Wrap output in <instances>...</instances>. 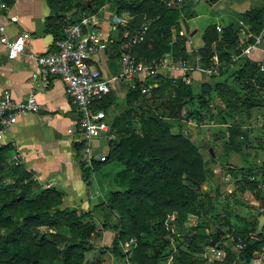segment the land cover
<instances>
[{
    "label": "trees",
    "instance_id": "16d2710c",
    "mask_svg": "<svg viewBox=\"0 0 264 264\" xmlns=\"http://www.w3.org/2000/svg\"><path fill=\"white\" fill-rule=\"evenodd\" d=\"M261 1L260 5L239 14V19L252 33H257L261 27L264 0ZM59 2L60 9H73L76 13V17L71 18L72 20L64 19L62 24L79 20L81 15H90L106 3L109 4L111 12L128 13L130 19L125 27L121 28L116 36L111 37L114 39L109 48L111 51L109 56L112 59L117 58L121 51H125L119 48L120 45L142 24H146L142 41L132 44L128 49L137 60H158L165 54L172 60H190L196 52L200 55L202 65L208 66L211 64V56L215 55L219 67L218 77L221 78L212 85L207 84L206 87L210 90L211 98L216 97L223 103L218 105L220 114L217 119L231 122L228 128L229 141H233L237 136H245L243 133L252 107H264V73L258 71L255 63L249 59L238 58L233 61L230 59V55L237 51L235 48L237 21L221 26L219 31L215 30L214 24H207L202 30L201 45L197 51L187 52L185 36L178 34L182 18L190 16L186 10L187 6L182 2L171 0L170 5H166V0H59ZM172 30L174 37L171 35ZM123 33H126V36ZM234 82L243 84L246 89L236 86ZM134 83L138 89L126 91L124 102L127 104H131L140 95V86H152L155 83L156 86L150 87L149 91L166 88L173 94L167 105L170 117H177L180 105L187 106L185 117L197 114L201 108L198 101L201 92L191 83L185 84L179 79L171 82L166 73ZM107 95L109 93L104 96ZM97 101L93 103V108L101 109L96 106ZM204 115L208 118L210 114L205 112ZM141 117L139 133L132 131L129 107L124 108L109 123L108 133L112 131L119 135L110 148L111 154L114 160L122 161V165L127 166L112 175L116 190L110 191L106 199L100 201L98 204L100 206H94L91 210L98 212L100 226L112 234L110 246L112 253L118 241L130 236L139 239L138 234L142 231L146 233V239L154 243L151 228L162 227L163 216L158 207L178 208L183 219L187 213L193 214L200 206L195 194L181 182V177L184 176L191 185H198L203 178L202 162L196 147L185 136L179 133L171 134L168 131V124L160 118L144 114ZM108 141L111 142V139ZM75 145L79 149L80 143ZM3 147L0 146V172L4 170ZM132 165L136 166V175L130 169ZM7 171L14 183L0 187V227L4 228L0 233V264H80L83 250L81 240L65 238L59 229H54L55 231L48 235V239L45 234L36 239L33 227L42 222L53 223L55 227L64 224L72 231L88 235V231L93 227L92 217L81 216L85 214L75 215L66 209H59L57 206L61 202L60 190L48 187L35 191L34 189L38 187L37 182L19 164L8 167ZM9 188L13 191H8ZM149 204L152 213L150 215H154L152 225L148 221L149 216H144L140 221L138 214L141 205ZM52 208L54 212L50 214ZM12 209L18 211L21 216H13L10 213ZM7 213L12 216H6ZM114 214L118 216H113ZM83 218L87 219V223H80ZM223 221L227 224L226 219ZM237 225L235 232L230 227L228 232L235 233V236L245 235L249 239L253 226L243 223ZM216 229L206 239V243L213 240L214 247H218L219 234ZM145 243L141 242L137 246L141 248ZM194 251L200 253L202 250L201 247L195 246ZM243 251L249 254L256 249L249 244L245 245ZM132 252L130 250V253ZM227 255L228 250L225 256ZM56 257H59L58 262H55ZM133 258L134 255L131 260ZM196 261L199 262L196 264H204V259Z\"/></svg>",
    "mask_w": 264,
    "mask_h": 264
},
{
    "label": "rangeland",
    "instance_id": "374dc122",
    "mask_svg": "<svg viewBox=\"0 0 264 264\" xmlns=\"http://www.w3.org/2000/svg\"><path fill=\"white\" fill-rule=\"evenodd\" d=\"M166 1V5L171 4V0ZM185 3L190 9L188 12L194 15L189 25L195 27L197 33L193 36V42L189 41L188 28L179 30L178 34L185 36L187 40L185 46L191 43L193 48L191 51L193 52L197 51L201 45L199 32L205 25L211 22L219 23L220 26L227 22L236 23L235 20L238 18L236 13L250 7H256L262 1L217 0L213 4H209L205 0H187ZM104 5L103 9L110 12L109 4ZM96 12L97 10L94 13L96 14ZM112 14L116 18L119 15L114 11ZM96 17L99 19L98 14ZM113 22L112 19L108 21L110 25L112 23L110 30L113 29ZM107 27L109 28V26ZM112 31L111 34H116L121 30ZM171 32L172 37H174V30ZM196 75L197 79H190L188 83L193 84V87L201 92V97L198 100L201 108L197 114L189 117H185L187 110L185 104L178 108L177 117L169 116L170 109L167 105L173 94L166 88L154 92L148 90L143 93L139 91L140 95L131 104L125 103L121 96L116 95L118 101H115L114 96L110 94L102 96L96 102V106L98 105L107 113L110 112V107L114 106L113 117L124 108L129 107L131 127L135 133L140 132V119L143 114L144 116L154 115L168 124V131L171 134L179 133L181 136H185L196 147L202 162L203 178L200 184L191 185L184 176L181 177V182L195 194V198L200 202V206L194 210L195 212L193 214L187 213L182 219L183 216L179 215L178 208L158 207L163 218L160 229L151 228V234L155 239L154 243L149 242L146 239V233L142 231L138 234L139 239L130 236L118 241L115 245V251L112 253L110 251L112 234L100 226L98 212L91 210L100 204V201L105 200L110 191L116 190L117 187L112 181V175L120 168L127 166V164L122 165V161L114 160L115 158L111 154L110 148L119 136L111 131L102 136L101 145L97 143L95 154H91L89 161L84 160L82 153L80 154L79 165L81 163V176L83 178L81 181L84 187L90 186L89 189H85V196L92 198V203L87 207L73 204L64 205L60 192L61 202L57 206L59 209H66L75 215L85 214L81 216H91L94 220L88 235L72 231L64 224L55 227L53 223L42 222L33 227L34 238L38 239L40 235L45 234L48 239V235L52 234L54 229H59L65 238L70 239L72 237V239L81 240L83 250L80 264H196L199 263L196 259L203 261L204 252L210 246L206 243V239L217 228L219 237L216 248L224 254L220 264H264V117H262L264 107H252L249 110V120L243 133L245 136H237L233 141H229L228 128L231 122L228 120L222 122L217 119L220 114L218 105L223 103L216 97L211 98L210 90L206 87L207 84L212 85L221 77L215 78L216 76L210 77L194 72L193 76ZM133 80L135 78L130 80L128 89H138L135 85L131 87ZM126 83V80L119 83L122 85V91L127 89ZM234 83L236 86L246 89L243 84ZM205 112L211 116L209 115L208 118L203 116ZM108 139H111V142ZM208 148H211L213 155L209 153ZM130 169L135 175L137 174L135 165H132ZM7 170L8 167L0 172V187L14 183ZM43 188H48V186L40 181L34 190ZM8 191L12 192L13 189L9 188ZM261 201L263 205H261ZM149 206L150 204L148 206L141 205L138 208V214L140 221L144 216H149L148 221L152 225L154 215H150L152 213ZM53 212L54 208L50 209V214ZM10 213L13 216H21L15 209L10 210ZM113 216L118 215L114 214ZM224 219L227 220V224L223 223ZM80 223H87V219L83 218ZM239 223L253 226L249 239L245 235L235 236V233L228 232V227L235 232ZM3 231L4 228L0 227V233ZM237 240L242 242V248L234 250L233 247H235ZM141 242L146 243L140 248L137 245H140ZM249 244H252L256 251L253 253L250 251L249 254H246L243 250L245 245ZM195 246L201 247L202 251L196 253L194 251ZM130 250L133 252L130 253ZM227 250L228 255L225 256ZM133 255L134 258L131 260ZM58 260L59 257H56L55 262Z\"/></svg>",
    "mask_w": 264,
    "mask_h": 264
},
{
    "label": "crops",
    "instance_id": "0c3cea01",
    "mask_svg": "<svg viewBox=\"0 0 264 264\" xmlns=\"http://www.w3.org/2000/svg\"><path fill=\"white\" fill-rule=\"evenodd\" d=\"M4 1L6 7L0 10V24L5 27L6 34L12 37L22 31L27 32L29 37L25 45L36 53L52 50L53 41L61 36V22L64 19L69 18L72 20L76 17L73 9H60L59 0ZM185 1L187 0H173V2H182V4L186 5ZM205 1L213 4L217 0L212 2ZM104 6L97 9L96 14L99 15L98 22L110 37L116 36L115 33L111 34L113 33L112 30L124 28L130 16L127 12L121 11L118 13V21H112L113 29L109 30L112 23L110 25L108 21L113 14L111 11L106 12L103 9ZM247 9L236 13L238 16L235 20L238 25L236 31L237 40L244 35L254 34L239 19V14ZM186 10L190 11L188 7ZM12 16L15 17V20L11 19ZM193 18L194 15L192 13L190 17L184 16L180 22V31L188 28L187 33L188 37H190V42L197 33V29L189 25V22ZM239 20L241 24L238 23ZM263 21L264 15L261 20V27ZM211 23L219 28L224 26H220L216 22ZM107 26H109V29ZM202 30L199 32L200 42ZM185 48L187 52H192L191 43L185 46ZM110 52H99L90 60L91 66L96 68L103 77H109L119 72L118 57L112 59L109 56ZM32 69L33 65L27 62L22 55H18L13 59L6 58L3 45L0 43V93L3 90H7L13 100L20 101L29 92H32L39 104V109L36 113H25L18 116L11 130L5 134L2 150V166L7 168L14 164H19L25 171L30 173L31 178L37 184H40L41 181L48 187L60 190L64 205L73 204L87 207L92 203V198L85 196V189H89L90 186L84 187L81 181L83 178L79 165L80 147L78 149L75 145L77 143L75 140L76 135L67 133L66 131L67 128H74L75 126L76 113L74 107L66 97L63 85L59 79L49 78L46 82L42 83L31 81L30 73ZM193 75L194 72L189 74V80L197 79V75ZM124 80L127 81L126 88L128 89L130 85L129 79L119 80L110 85L109 94L114 96L115 101H118L116 100V96H121L124 99L127 89L122 91V85H119ZM114 113V106L110 107V112L104 111V122L107 125L108 131L110 129L109 123ZM101 140L102 137L93 140V154H95L97 143L101 145Z\"/></svg>",
    "mask_w": 264,
    "mask_h": 264
},
{
    "label": "built area",
    "instance_id": "2783aa9c",
    "mask_svg": "<svg viewBox=\"0 0 264 264\" xmlns=\"http://www.w3.org/2000/svg\"><path fill=\"white\" fill-rule=\"evenodd\" d=\"M168 4V3H167ZM4 0H0V10L5 9ZM15 20V17H11ZM112 21H118L113 14ZM241 24V21H238ZM109 29V28H108ZM110 30V29H109ZM146 24L120 45L118 56L119 72L109 77H103L100 72L91 66L90 60L99 52H110V44L114 42L107 31L101 28L96 14L81 15L79 20L68 21L61 26V36L53 41V48L44 53H36L25 45L29 37L27 32H20L9 37L5 27L0 24V43L3 45L5 56L13 59L18 55L33 65L30 73L31 81L46 82L49 78L61 81L66 97L72 103L76 122L74 128H67V133L76 135V142L80 143V151L84 160L89 161L92 154L93 140L105 136L108 132L104 122V111L93 108V103L110 92V85L123 79H133L140 82L145 78H155L166 73L171 82L179 79L188 83L189 74L202 73L207 76H219V67L216 56H211V64L203 66L200 55L193 53L190 60H172L165 54L158 60H137L128 51L132 44L142 41ZM215 30H219L215 26ZM126 36V33H124ZM236 50L230 55L231 61L246 58L253 61L257 70L264 73V21L261 29L254 34L244 35L237 40ZM155 81V80H154ZM156 85L155 83L152 85ZM151 85L143 86L140 91L145 93ZM39 104L34 93L29 92L20 101L10 97L7 90L0 93V146L4 144V136L16 122V118L25 113H36ZM234 250L242 248V242L237 240ZM224 254L216 247L209 246L204 252V264H220Z\"/></svg>",
    "mask_w": 264,
    "mask_h": 264
},
{
    "label": "water",
    "instance_id": "95a60500",
    "mask_svg": "<svg viewBox=\"0 0 264 264\" xmlns=\"http://www.w3.org/2000/svg\"><path fill=\"white\" fill-rule=\"evenodd\" d=\"M208 151H209V153H210L211 155H213L211 148H208ZM261 205H263V202H262V201H261ZM208 244H209L210 246H212V245H213V240H210Z\"/></svg>",
    "mask_w": 264,
    "mask_h": 264
}]
</instances>
